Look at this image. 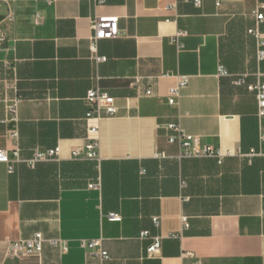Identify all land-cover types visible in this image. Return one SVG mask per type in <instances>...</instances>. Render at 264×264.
Instances as JSON below:
<instances>
[{"label": "crops", "instance_id": "1", "mask_svg": "<svg viewBox=\"0 0 264 264\" xmlns=\"http://www.w3.org/2000/svg\"><path fill=\"white\" fill-rule=\"evenodd\" d=\"M195 2L0 0V264H264V115L232 82H264L248 32L264 35L254 17L264 14V0ZM111 15L119 35L92 53L91 21ZM177 30L187 31L180 50L170 42ZM178 75L189 81L170 105ZM92 87L114 98L115 116L87 119ZM13 101L21 159L58 146L57 159L7 171ZM170 122L196 146L219 151L221 162L178 158L167 141ZM89 125L98 126V157L71 158ZM96 182L99 189L89 187ZM109 212L121 220L109 221ZM35 233L45 239L40 255L8 254L9 241ZM154 236L160 249L149 257ZM82 239L100 240L107 258Z\"/></svg>", "mask_w": 264, "mask_h": 264}, {"label": "built area", "instance_id": "2", "mask_svg": "<svg viewBox=\"0 0 264 264\" xmlns=\"http://www.w3.org/2000/svg\"><path fill=\"white\" fill-rule=\"evenodd\" d=\"M7 3V0H4ZM95 4H103L105 0H92ZM196 4L199 0H196ZM10 20L12 19L11 13L8 10L6 15ZM254 17L257 23L264 22V14L259 10L254 12ZM91 41H90V51L92 53L96 52V44L102 39H111L119 35L118 28V17L111 16H96L91 21ZM255 38L256 46V57L257 59L264 60V35L258 31L257 28L248 30ZM187 35V31L177 30L171 37L170 42L180 50L183 47L181 38ZM96 61H104L105 57H95ZM218 73L223 76L226 72L222 69H218ZM189 77L187 75H178L175 86L169 89L167 101L170 105H176L179 97L180 90L187 86ZM235 86H242L247 92L253 94L257 101V116L261 118L264 115V82L260 79H256L254 82L249 83L244 76H239L233 81ZM147 95L151 94V90L147 89L145 91ZM85 101L89 106V110L86 113L87 119H94L95 121L101 118L113 117L117 113V107L114 104V98L102 91L99 87H92L86 91ZM7 112V122L9 124L7 129V138L11 144V157L5 159L7 162V171L9 173L13 172L14 164L17 162H25L28 166H33L39 161L53 160L57 159L60 154V148L58 146L43 150L35 149L32 156L29 159H21L19 155V145H18V129H17V102L13 101L6 105ZM165 129L170 131L167 135V141L170 144H176L178 146V158H188V157H211L216 158L218 163L221 162L222 155L219 151L212 147L200 148L193 144V139L191 136L185 134L178 122H170L164 125ZM98 126L89 125L87 128L86 142L81 145L71 149L70 156L73 159L78 158H97L99 154V136H98ZM157 156H162V154H157ZM90 188L99 189L100 184L98 182L89 185ZM109 221H120L121 215L115 212H109L106 215ZM183 227L187 226L186 217H182ZM151 221L155 226L159 225V218L157 216H152ZM148 231H142L139 234L140 238L148 236ZM50 245L54 247H59L61 250H65V246L59 240L48 241ZM45 239H43L40 233H35L29 238L19 239L16 241H9L7 252L9 255L14 257H28L32 255H40L43 249V244ZM81 247L93 252V255L100 256L102 258H107L106 251L101 249L100 240H86L82 239L79 241ZM97 248V250H95ZM160 249V238L154 236L152 238L151 244L146 248L147 256H154L156 252ZM193 264H199V261Z\"/></svg>", "mask_w": 264, "mask_h": 264}]
</instances>
